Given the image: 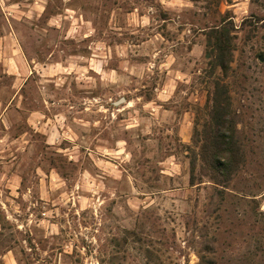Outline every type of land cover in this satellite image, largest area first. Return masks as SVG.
<instances>
[{"label":"rangeland","instance_id":"obj_1","mask_svg":"<svg viewBox=\"0 0 264 264\" xmlns=\"http://www.w3.org/2000/svg\"><path fill=\"white\" fill-rule=\"evenodd\" d=\"M90 7L102 59L62 78L35 61L84 63L85 44L0 16L37 64L16 76L0 61V264H264V0ZM131 9L134 20L120 15ZM223 21L235 28L226 73L206 55ZM153 34L163 39L124 47ZM169 65L180 73L165 85ZM218 78L242 152L225 186L191 140Z\"/></svg>","mask_w":264,"mask_h":264},{"label":"crops","instance_id":"obj_2","mask_svg":"<svg viewBox=\"0 0 264 264\" xmlns=\"http://www.w3.org/2000/svg\"><path fill=\"white\" fill-rule=\"evenodd\" d=\"M58 2V4L55 3ZM93 0H0V16L7 22L11 20H23L31 26L46 30L48 27H54L59 30V38L74 39L75 41L85 44L87 50V58L84 63H76L73 65H61L60 61H55L52 53L48 54L47 60L37 62L41 65L42 71L46 76H59L71 73L72 71L80 72L82 69L89 73L97 71V65L102 59L103 53L100 52L99 41L94 37V25L88 21L89 16L87 13L90 11V4ZM165 1V0H159ZM120 7H116V10ZM44 13L43 25L38 23L39 15ZM134 10H127L121 12L120 15H125L128 19L134 20ZM35 28V29H36ZM15 30L9 25H0V61L4 67V71L10 75L26 76L29 75L32 69L37 68V64H33L31 60H27L23 49L21 48L18 40L15 38ZM157 37H163L160 34L149 35L145 40L140 43L133 41H126L124 47L130 49L135 46L141 51V45L155 40ZM133 49V48H132ZM187 54L200 53L201 46L199 43H191L189 48L186 49ZM59 52V51H58ZM123 52V50L121 51ZM121 54V53H120ZM53 55V56H52ZM188 63L195 61L193 56H185ZM180 69L177 66L167 68L166 77L164 79L165 85H171L169 80L176 81V75L179 76ZM60 72V73H59ZM165 91V89H164Z\"/></svg>","mask_w":264,"mask_h":264},{"label":"trees","instance_id":"obj_3","mask_svg":"<svg viewBox=\"0 0 264 264\" xmlns=\"http://www.w3.org/2000/svg\"><path fill=\"white\" fill-rule=\"evenodd\" d=\"M234 30L229 21H223L221 26L211 29L206 55L212 69L219 68L226 73L230 68V44L235 37ZM204 109L207 117L197 116L191 140L199 148L197 155L212 179L225 186L242 161V152L231 97L221 79L214 80ZM191 168H194V158Z\"/></svg>","mask_w":264,"mask_h":264}]
</instances>
